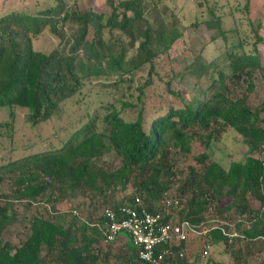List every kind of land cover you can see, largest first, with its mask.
<instances>
[{"label": "trees", "instance_id": "1", "mask_svg": "<svg viewBox=\"0 0 264 264\" xmlns=\"http://www.w3.org/2000/svg\"><path fill=\"white\" fill-rule=\"evenodd\" d=\"M105 1L110 8L106 19L91 8H82L77 0H53L34 13L0 17V108L9 109L8 117L0 119V142H13L16 110H25L26 124L35 127L57 116L67 101L81 93L87 79L113 78L117 85L140 69L147 72V80L137 87V104L122 103L123 109L135 110L130 120L123 118L113 102L102 106L103 116L87 106L88 120L59 149L29 154L0 167V188L11 182L13 189L10 196L0 195V264H108V254L97 250L104 242L102 233L89 223L78 225L77 213L68 226L59 216L37 214L22 239H5L16 217L9 199L25 200L31 206L46 195L54 205L76 193L90 195L92 200L110 189L123 192L130 184L151 213L172 216L156 207L162 195L174 187L173 198L181 201L185 194L190 195L177 212L179 222L202 226L212 207L219 217L233 209L239 218L248 215L247 229H241V222L237 224L241 236L249 241L264 240V160L252 155H264V118L261 108L249 105L256 74L264 78L257 52L263 39L257 29L251 51L245 50L248 42L244 38L230 46L220 17L206 9L208 19L203 22L217 29L225 46L222 61L206 63L198 57L185 70L205 83L199 96L186 101L180 90L172 89L177 74L165 68L170 49L185 29L178 17L163 0ZM203 2L207 0L198 6ZM46 30L58 41L48 53L34 46ZM160 85L162 92L157 93ZM150 91L160 97L154 98L153 105V99L147 98ZM225 130L239 134L250 155L226 169L215 161L207 162L206 152L196 157L201 171L192 169L185 181H172L174 155L186 158L195 139L208 150ZM109 153L120 162L111 171L98 164ZM249 199L259 202L260 209L252 208ZM131 202L132 197L122 200V204ZM220 228L208 230L205 247L208 243L227 244ZM127 240L117 262L110 264H146L138 259L128 236ZM183 249L181 245L177 251Z\"/></svg>", "mask_w": 264, "mask_h": 264}, {"label": "rangeland", "instance_id": "2", "mask_svg": "<svg viewBox=\"0 0 264 264\" xmlns=\"http://www.w3.org/2000/svg\"><path fill=\"white\" fill-rule=\"evenodd\" d=\"M82 8H91L94 12L102 14L104 19L110 15V8L105 0H77ZM119 0H114L117 3ZM201 0H163L170 11L180 20L185 28L181 39L177 40L169 51L166 59L165 68L172 69L177 74V79L172 83V89L180 90L186 101L199 96L205 89L204 79H196L193 75L185 73V70L195 62L196 58H202L206 63L211 61H222L224 43L217 36L216 28H208L203 20H207L206 9L211 8L215 14L220 17L221 30L224 31L228 45L232 42L244 38L248 44L246 51H251L254 41V30L263 39L257 46V52L264 65V0H249L248 11L245 10L247 0H207L201 6L198 3ZM53 4V0H0V17L10 13H34ZM199 20L197 26L192 25ZM252 22V24H250ZM259 25L257 28L256 26ZM58 41L46 30L44 34L35 40V49L50 52ZM146 70L140 69L133 75L126 77L122 83L113 84V78H91L87 79L80 94L76 95L71 101H67L59 114L44 124L31 127L26 124V111L16 110V132L14 140L4 139L0 142V167L7 162L18 160L29 154H36L41 151L59 149L67 138L88 120L86 115L87 106H92V111H98L103 116L105 106L113 102L118 110L121 111L123 118L130 120L134 117L133 108H122V103L137 104L138 90L147 80ZM184 73L182 77L181 74ZM255 91L249 96V105L252 108H261V115L264 118V78L257 73L254 78ZM245 83H243V88ZM243 88L241 91H243ZM152 89V88H151ZM156 92H162V86L156 89ZM153 99L160 98L158 94L151 91L148 97ZM148 99V100H149ZM9 109L0 108V119L8 117ZM208 153L209 161L219 163L223 168H228L234 161H241L249 154L248 147L243 138L233 130H225L221 136L216 138L206 150V147L199 139L192 143L190 154L186 158L173 156L171 165L175 173L173 182H183L186 180L190 171L196 169L201 171L202 166L197 162V155ZM264 160V155L259 153L252 154ZM98 164L105 170L116 169L120 162L114 153H109L102 157ZM180 183H178V186ZM11 182H5L0 188V195H9L12 193ZM171 193H176L177 188H172ZM138 193L135 186L130 184L123 192L110 189L104 196L81 195L68 196L52 205L48 201V196H44L38 203L31 206L27 201H18L9 199V208L14 211L16 217L14 223L4 234V238L16 241L22 239L28 233V226L31 218L37 214L46 218L59 216L62 223L68 226L73 220V213H77L76 221L78 225L86 222L94 224L102 213L109 207L119 203L124 198H131ZM189 193L185 194L181 200V206L184 207ZM0 199V203H1ZM228 203V200H225ZM249 204L254 209H260L259 202L249 199ZM51 207L50 212L47 207ZM54 213V214H53ZM179 218V216H177ZM242 220V221H240ZM219 221V222H218ZM238 222H241V229H247L250 225L248 215L239 218L232 209L219 217L214 207L206 212V221L208 227L223 226L227 231L235 233L237 237L232 243H208L203 245V238L191 236L186 245H189V251L185 249L184 257L181 261L174 260L171 264H264V240L256 239L249 241L241 236L242 231L237 228ZM123 235V234H121ZM97 248L98 251L108 254V264L117 262L116 256L125 250V246L120 245L118 240L112 244L101 242ZM187 248V246H186ZM191 249H194L191 252ZM207 250V255H203V250ZM43 248L42 255L45 253ZM107 264V263H99Z\"/></svg>", "mask_w": 264, "mask_h": 264}, {"label": "built area", "instance_id": "3", "mask_svg": "<svg viewBox=\"0 0 264 264\" xmlns=\"http://www.w3.org/2000/svg\"><path fill=\"white\" fill-rule=\"evenodd\" d=\"M156 208H162L169 215L166 218L159 211L150 212L147 204L139 195L132 197L131 204H116L102 213L100 223H94L104 237L105 244L116 241L121 234H126L136 251L139 260L146 264H170L176 258H183L186 244L191 236L205 237L210 227L192 226L187 222H179L177 212L181 201L165 192ZM215 228V227H214ZM221 231L232 243L237 237L221 226ZM183 245L182 251L177 249ZM207 255V250H203Z\"/></svg>", "mask_w": 264, "mask_h": 264}, {"label": "crops", "instance_id": "4", "mask_svg": "<svg viewBox=\"0 0 264 264\" xmlns=\"http://www.w3.org/2000/svg\"><path fill=\"white\" fill-rule=\"evenodd\" d=\"M117 204H122V200L119 202V203H117ZM116 205V204H115ZM102 216V215H101ZM118 242H120V245H123V246H125V248L127 247V245L129 244V242H128V240H127V236L126 235H120L119 237H118ZM116 240V241H117ZM187 251H189V245H187ZM194 251V249H191V252H193Z\"/></svg>", "mask_w": 264, "mask_h": 264}]
</instances>
